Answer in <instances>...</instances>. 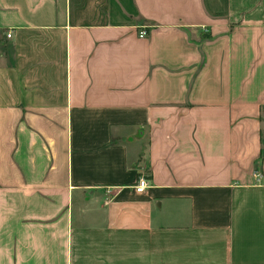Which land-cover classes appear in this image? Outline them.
<instances>
[{
	"label": "crops",
	"instance_id": "1",
	"mask_svg": "<svg viewBox=\"0 0 264 264\" xmlns=\"http://www.w3.org/2000/svg\"><path fill=\"white\" fill-rule=\"evenodd\" d=\"M0 264H264V0H0Z\"/></svg>",
	"mask_w": 264,
	"mask_h": 264
},
{
	"label": "built area",
	"instance_id": "2",
	"mask_svg": "<svg viewBox=\"0 0 264 264\" xmlns=\"http://www.w3.org/2000/svg\"><path fill=\"white\" fill-rule=\"evenodd\" d=\"M148 34L147 30L145 28H143L142 30H140L139 35L140 37H145ZM12 33L9 32L8 36L11 37ZM150 186V182L148 180L147 177L145 176H141L137 183L135 184V190L138 193H143L147 190V188Z\"/></svg>",
	"mask_w": 264,
	"mask_h": 264
}]
</instances>
